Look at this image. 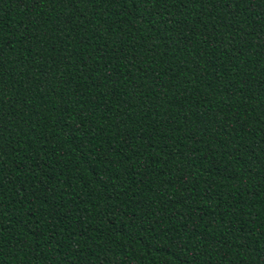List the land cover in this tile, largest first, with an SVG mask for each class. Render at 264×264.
<instances>
[{"label":"trees","instance_id":"16d2710c","mask_svg":"<svg viewBox=\"0 0 264 264\" xmlns=\"http://www.w3.org/2000/svg\"><path fill=\"white\" fill-rule=\"evenodd\" d=\"M0 264H264V0H0Z\"/></svg>","mask_w":264,"mask_h":264}]
</instances>
